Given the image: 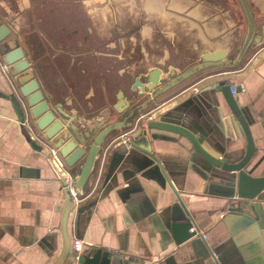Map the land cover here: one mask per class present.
<instances>
[{
	"label": "crops",
	"instance_id": "0c3cea01",
	"mask_svg": "<svg viewBox=\"0 0 264 264\" xmlns=\"http://www.w3.org/2000/svg\"><path fill=\"white\" fill-rule=\"evenodd\" d=\"M144 1L143 7L136 5L135 13L143 8L153 26L158 25L147 23L149 30L158 32L147 33L145 40L150 49L159 50L160 57L185 53L189 48L186 38L196 42L190 45L196 52L194 60L169 59L162 67L149 59L146 70L156 66L164 72L171 66L183 71L202 50L220 48L226 49L234 64L197 70L151 101H147L150 95L144 100L129 88L128 95L118 90L123 100L132 97L133 101L124 104L119 114L112 112L106 124L118 121L121 113L132 114L123 127L104 137L96 153L67 217L69 241L99 249L98 264H264V187L251 200L226 199L228 175L207 165L184 139L154 129L140 135L145 119L161 118L200 135L202 147L212 155L237 161L245 147L242 131L222 102L214 103L213 90L205 89L225 79L238 88L234 100L251 125L255 150L245 168L253 166V175L264 176V45L248 46L239 64L241 57L236 61L237 53H230L236 42H242L247 24L244 28L228 21V12L236 17L235 11L220 9L211 0H157V6ZM245 1L255 24V17L264 16V0ZM40 5V0H0V17L21 45L20 25L29 16L35 29ZM217 71L222 73L211 75ZM12 86V78L0 71V264H50L60 249L58 221L63 200L58 180L62 176L51 167L49 146L38 151V133L33 131L28 139L18 123L8 99ZM45 98L51 108L58 104ZM60 109L73 117L74 126L82 127L81 121L91 119L80 118L61 105ZM149 134L166 139L153 141V152L171 189L154 163L121 143L125 139L148 149ZM64 170L73 180L78 165ZM174 192L187 211L203 217L201 240L190 238L180 244L172 240L169 223L182 220Z\"/></svg>",
	"mask_w": 264,
	"mask_h": 264
},
{
	"label": "water",
	"instance_id": "95a60500",
	"mask_svg": "<svg viewBox=\"0 0 264 264\" xmlns=\"http://www.w3.org/2000/svg\"><path fill=\"white\" fill-rule=\"evenodd\" d=\"M238 2L245 16L247 29L235 56L236 61L240 59L248 46L260 43V37L262 38L261 42H264V22L259 31H255L245 0H238ZM0 63L6 67L5 74L12 78V85L14 87L12 86L8 99L18 123L25 128L26 137L28 139L29 137L32 138L31 134L35 131L40 137V145H36L38 151H42L45 147L49 146L62 159L65 167L72 168L78 165V173L72 180V187L77 194L90 173L96 153L100 149L104 137L111 131L123 127L125 119L131 116L132 111L121 113L118 121L109 124H106L108 116L104 119H100L99 116L96 120L91 118L81 121L82 127L72 125L71 121L73 117L64 113L60 109L59 104H55V107L52 108L49 107L40 89V85L30 68L28 54L20 44L16 33L5 24L2 17H0ZM233 64L234 62H231L227 58V51L224 48L211 51L202 50L195 63L183 71H179L171 66L167 67V70L164 72L156 66L150 67L132 79L129 89L134 90L138 97L147 98L145 96L150 95L147 101H151L152 98L158 96L176 83L183 81L197 70L206 67H214L215 69L230 67ZM221 73L217 71L211 75H219ZM229 84L227 80L219 79L215 83L206 85L205 89L213 90L214 103L220 105L222 102L242 131L245 147L241 157L237 161H228L225 158L212 155L202 147L201 143L203 139L200 135H195L189 129L175 122L164 121L161 118L145 119L143 124L144 129H142L140 135L145 136L146 130L154 129L184 139L190 145L191 150L207 165L228 175L224 182L226 186L224 197L226 199L251 200L263 190L264 176L253 175L256 172L253 166L245 168L255 150L250 130L251 125L234 100L233 94L238 91V88L234 87L233 94H230ZM116 99V105L113 107L115 113L119 114L122 106L124 104L127 105V102L121 98L120 92L117 93ZM139 111L140 108L136 110V112ZM157 136L159 135H148L150 142L148 149L138 147L128 140L124 141L123 144L140 151L154 163L158 167L167 186L171 189L164 170L161 167L159 168L161 162L153 152V141L166 140ZM58 181L62 188L63 200L58 221L60 249L50 264H98L99 249L81 246L78 251L71 249V243L66 231V221L69 212L74 207V202L64 186L63 179H59ZM171 191L173 192V190ZM174 196L182 212V220L171 221L169 223L172 240L175 244H180L190 238L201 240L203 235L200 230L204 226L203 217L192 215L184 207L183 202L175 192Z\"/></svg>",
	"mask_w": 264,
	"mask_h": 264
},
{
	"label": "rangeland",
	"instance_id": "374dc122",
	"mask_svg": "<svg viewBox=\"0 0 264 264\" xmlns=\"http://www.w3.org/2000/svg\"><path fill=\"white\" fill-rule=\"evenodd\" d=\"M40 1L42 5L35 14L39 19L33 24L35 29L26 16L18 34L29 56L30 68L47 99L80 118L96 120L103 110L111 115L115 92L123 90L128 95L127 88L132 79L146 70L149 59L164 67L169 59L186 61L195 58L196 52L190 48L196 44L192 38H186L189 48L185 53L170 52L169 56L173 57H160L158 49L146 45L147 33L152 32L146 25L152 27L153 22L143 13V8L135 13L136 5L143 7L144 0H88L89 3L83 6H79V0ZM211 1H215L220 9L237 13L236 17L232 12L227 14L228 21L234 26L246 27L238 0ZM151 2L159 5L157 0ZM255 19L256 30L264 22V16ZM153 27L158 28V25ZM153 31L158 32L157 29ZM234 37L235 32L233 43ZM240 44L241 39L234 44L230 54H236ZM244 58L241 57L239 64Z\"/></svg>",
	"mask_w": 264,
	"mask_h": 264
},
{
	"label": "built area",
	"instance_id": "2783aa9c",
	"mask_svg": "<svg viewBox=\"0 0 264 264\" xmlns=\"http://www.w3.org/2000/svg\"><path fill=\"white\" fill-rule=\"evenodd\" d=\"M0 71L5 74L6 73V67L3 64H0ZM233 88H234V84H229V92L230 94H233ZM125 139H121V143H124ZM51 157H50V162H51V167L53 168V171L55 173H58L59 175H61L63 182H64V186L68 191V194L70 196V198L72 199L73 202H75L76 200V192L72 187V178L68 175V173L64 170L65 166L63 164L62 159L56 154L55 150L53 148H49L48 149ZM80 248V241L79 240H74L71 243V249L74 251H78Z\"/></svg>",
	"mask_w": 264,
	"mask_h": 264
},
{
	"label": "flooded vegetation",
	"instance_id": "af4514ba",
	"mask_svg": "<svg viewBox=\"0 0 264 264\" xmlns=\"http://www.w3.org/2000/svg\"><path fill=\"white\" fill-rule=\"evenodd\" d=\"M246 2V1H245ZM239 3V2H238ZM240 5V4H239ZM246 5H247V3H246ZM247 7H248V5H247ZM254 25V24H253ZM263 25V22L260 24V27ZM260 27H258V29L257 30H255V31H259V28ZM256 33V32H255ZM262 41V38L260 37V43H258V44H260V46H262V45H264V42H261ZM250 46H255V47H258L259 45H255V44H251ZM39 83V82H38ZM40 85V84H39ZM130 86V85H129ZM129 86H128V88H129ZM40 89H41V86H40ZM41 91H42V93H43V95H44V98H45V94H44V92H43V90L41 89ZM118 92H120V91H116V93L114 94V102L111 104V111L112 112H114L115 113V111H114V105H116V101H117V99H116V95H117V93ZM120 95H121V98L123 99L124 97L122 96V93L120 92ZM46 99V98H45ZM144 100H146L147 98H143ZM124 101L125 102H127V105H128V103H130V102H132V97H128V98H125L124 99ZM145 104H147V101H146V103ZM100 119H104V118H106L107 116L109 117V115H110V113L109 112H107V111H102L100 114ZM107 117V118H108Z\"/></svg>",
	"mask_w": 264,
	"mask_h": 264
}]
</instances>
